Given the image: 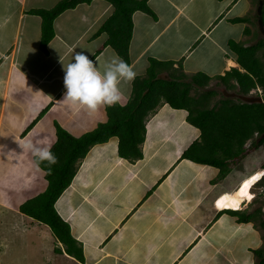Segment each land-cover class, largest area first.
Masks as SVG:
<instances>
[{
  "label": "crops",
  "instance_id": "1",
  "mask_svg": "<svg viewBox=\"0 0 264 264\" xmlns=\"http://www.w3.org/2000/svg\"><path fill=\"white\" fill-rule=\"evenodd\" d=\"M58 1L0 0V264H8L6 259L19 264L14 257L18 248L12 252L18 238L31 247L48 239L33 253H43L49 264H257L253 250L264 249L259 219L239 222L237 215L223 211L228 208L215 204L219 195L234 191L257 170L239 177L230 167L222 175L218 167L182 158L200 139V129L188 120L187 109L173 108L164 100L145 117L140 158L120 156L118 137L111 136L78 160L70 184L56 199L55 210L81 248V261L65 252L49 226L20 211L23 202L47 186L45 171L21 142L51 147L55 123L78 137L107 120L105 106L90 112L63 100L64 65L84 51L103 71L112 55H118L108 44V33L97 32L114 6L91 0L64 10L54 18L53 36L43 51L42 19L32 10L52 8ZM258 1L146 0L153 15L142 10L131 14L129 65L139 76H145L150 58L174 61L172 71L180 62L175 72L186 74V80L204 73L208 83L193 84L189 92L198 99L215 91L203 100L204 106L215 104L217 83L225 97H256L262 93L260 86L251 89L259 91L256 96L238 87L236 93L227 92L218 75L233 67L244 71L229 40L247 46L264 38L257 25ZM167 74L164 70L159 76ZM130 88L132 93V84ZM122 90L119 104L124 105L129 85L123 84Z\"/></svg>",
  "mask_w": 264,
  "mask_h": 264
},
{
  "label": "trees",
  "instance_id": "2",
  "mask_svg": "<svg viewBox=\"0 0 264 264\" xmlns=\"http://www.w3.org/2000/svg\"><path fill=\"white\" fill-rule=\"evenodd\" d=\"M90 1L59 0L52 8L32 10L42 19L40 47L43 51L46 50V45L53 36L54 18L66 9ZM106 1L114 6V12L97 32H107L108 44L129 64L131 14L135 10H142L151 15L153 12L146 0ZM236 20L244 21L245 18ZM244 31L247 33L248 29L245 28ZM228 45L236 54V62L244 71L233 67L224 75H218V78L226 88L238 87L239 92L244 94L256 88L257 85L264 92V38L247 46L229 40ZM173 64L174 61L150 58L145 76H138L132 83V93L127 102L124 105L105 106L107 120L99 122L92 130L75 137L55 123L56 140L51 150L58 157L57 164L50 166L47 162L40 163L34 157L36 164L45 171L47 186L44 191L23 202L19 209L38 222L49 226L53 235L64 245L65 252L79 261L83 259L81 248L77 246L69 225L55 210L56 199L70 184L77 170L78 160L86 155L91 146L103 143L111 136L118 137L120 156L130 159L140 158L139 145L144 140L145 117L161 100L173 108L187 109L188 120L200 129V139L188 146L182 153V158L218 167L224 175L230 170V163L240 160L247 152L245 148L247 140L257 134L258 138L252 141L251 146L258 147L264 144V136H262L264 133V101L247 103L223 97L212 107L204 106L203 100H209V97L215 95V91L208 90L198 99L191 96L189 92L193 84L203 86L208 83L210 77L204 73H195L190 76L189 80H186L188 78L186 74L175 72L181 68L180 62L179 67L172 71L170 68ZM164 70H168L167 77L159 76ZM231 79H234L236 84L230 83ZM44 111L43 109L36 118H39ZM223 211L237 215L239 222L259 219V224L264 227L260 207L251 212L240 209H223ZM253 253L257 258V264H264V249H254Z\"/></svg>",
  "mask_w": 264,
  "mask_h": 264
},
{
  "label": "clouds",
  "instance_id": "3",
  "mask_svg": "<svg viewBox=\"0 0 264 264\" xmlns=\"http://www.w3.org/2000/svg\"><path fill=\"white\" fill-rule=\"evenodd\" d=\"M74 61L64 65L66 93L63 100L82 106L90 112H95L102 106L119 104L124 97L123 84L129 85L130 97V86L141 74L115 53L103 71L97 68L96 62L84 51L77 52ZM20 146L23 150H30L40 163L47 162L51 166L59 162L50 146H37L31 140L21 142Z\"/></svg>",
  "mask_w": 264,
  "mask_h": 264
},
{
  "label": "rangeland",
  "instance_id": "4",
  "mask_svg": "<svg viewBox=\"0 0 264 264\" xmlns=\"http://www.w3.org/2000/svg\"><path fill=\"white\" fill-rule=\"evenodd\" d=\"M259 53H261V51H259ZM217 85H219V86H217ZM214 87L216 88V92L218 95L216 98L213 99L214 103H216L218 100L225 97V95L222 92V88L220 87V84L217 83V84H215ZM225 90H226V88H225ZM226 91L236 93L235 88L234 89H227ZM254 91H256V92H254ZM251 92L255 96L257 94H259V91H257V90H251ZM260 95L263 97V100H264V93L262 92ZM233 100L240 101L237 98H234ZM257 138H258V135L255 134L251 139L247 140L245 143V148H247V152L245 153V155L240 160L230 163V167H234L235 169H237L240 172V173H238L239 177L240 176L245 177V176H247V174H249L253 170H259L261 168H263L262 171L264 172V144H261L258 147L251 146L252 141H255ZM230 177H233V175H231ZM251 190L254 193V198L250 202H245L242 205V209H240V210H243L244 208H246V209H249L250 211H253L255 208L260 207L262 210L263 216H264V175L262 176V178L260 180H258L252 186ZM246 209L243 211H246ZM17 236L18 235L15 236V234H14V239L17 238ZM26 241L27 240H22V239L18 238L15 245H13L16 247L13 248L12 252L15 251L16 248H18V252L16 253V256H14L15 258H17L16 262L19 264H45V263L49 264L47 261H45L47 258H46V256H43V253L42 254L40 252L38 253V251H37V254H35V255L33 253V251H35L36 249H39L42 246L44 241L47 244L49 242L48 239H46L42 242L40 241L41 243H39V247L37 246L38 243H31L32 247L28 246V244H25V243H29V242H26ZM22 244H25V246L22 247ZM52 244H55L54 240H53ZM31 250H32V252H31ZM39 258H40V260H39ZM9 260L10 259H6V263L9 264L10 263V262H8ZM52 264H56V263L53 262Z\"/></svg>",
  "mask_w": 264,
  "mask_h": 264
},
{
  "label": "bare ground",
  "instance_id": "5",
  "mask_svg": "<svg viewBox=\"0 0 264 264\" xmlns=\"http://www.w3.org/2000/svg\"><path fill=\"white\" fill-rule=\"evenodd\" d=\"M264 172L262 170H257L255 173L245 177L238 186L234 189V191L229 193H224L219 195L218 199H216V205L218 208H228L232 210L242 209V205L245 202H250L254 195L251 192L252 186L262 177ZM252 177H257L256 180L252 181L251 184L244 189V193H241V186L244 184L246 180H251Z\"/></svg>",
  "mask_w": 264,
  "mask_h": 264
},
{
  "label": "water",
  "instance_id": "6",
  "mask_svg": "<svg viewBox=\"0 0 264 264\" xmlns=\"http://www.w3.org/2000/svg\"><path fill=\"white\" fill-rule=\"evenodd\" d=\"M263 5H264V1L259 0L255 12H256V16H257L258 29L264 37ZM239 96L243 102H247V103L263 102V98L260 95H258L256 97L249 96V95H239ZM262 136H264V133L262 134Z\"/></svg>",
  "mask_w": 264,
  "mask_h": 264
},
{
  "label": "snow or ice",
  "instance_id": "7",
  "mask_svg": "<svg viewBox=\"0 0 264 264\" xmlns=\"http://www.w3.org/2000/svg\"><path fill=\"white\" fill-rule=\"evenodd\" d=\"M260 175H264V174H260ZM256 179L257 177H252L251 180H246L244 184L241 186V193H244V189L247 188L251 184V182Z\"/></svg>",
  "mask_w": 264,
  "mask_h": 264
},
{
  "label": "built area",
  "instance_id": "8",
  "mask_svg": "<svg viewBox=\"0 0 264 264\" xmlns=\"http://www.w3.org/2000/svg\"><path fill=\"white\" fill-rule=\"evenodd\" d=\"M218 199V198H217ZM215 202H216V200H215ZM216 204V203H215Z\"/></svg>",
  "mask_w": 264,
  "mask_h": 264
}]
</instances>
